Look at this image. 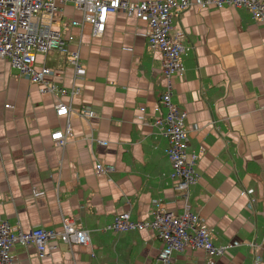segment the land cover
Listing matches in <instances>:
<instances>
[{"label":"crops","instance_id":"0c3cea01","mask_svg":"<svg viewBox=\"0 0 264 264\" xmlns=\"http://www.w3.org/2000/svg\"><path fill=\"white\" fill-rule=\"evenodd\" d=\"M57 6L52 28L78 53L85 74L72 81L66 57L36 54L34 68L53 71L48 83L80 87L71 97L39 93L0 58V219L22 231L57 229L69 219L88 242H49L41 258L32 245L15 243L11 264H152L161 247L153 231L103 227L121 212L149 220L153 200L161 211H182L167 177V141L152 125L165 112L154 110L164 88L161 53L146 42L144 18L109 12L95 34L70 3ZM178 32L190 49L180 56L171 99L186 114V150L197 155L189 209L214 245L239 244L221 256L186 246L171 264H264V24L242 8L190 5L171 13L170 34ZM57 103L69 108L66 115L55 113ZM82 105L94 116H80ZM66 121L69 133L58 146L50 134ZM96 164L111 169L96 172Z\"/></svg>","mask_w":264,"mask_h":264},{"label":"built area","instance_id":"2783aa9c","mask_svg":"<svg viewBox=\"0 0 264 264\" xmlns=\"http://www.w3.org/2000/svg\"><path fill=\"white\" fill-rule=\"evenodd\" d=\"M70 3L81 12V21L89 23L95 34L104 28L106 15L109 12L121 11L128 17L144 18L148 32L146 42L150 47L157 48L161 53L160 71L164 79V88L158 97V106L164 108L163 115H156L152 125L156 134L165 137L167 147L164 149L169 161L170 170L167 174L172 182V189L177 191L182 200L181 213L174 215L159 209V201L153 200L152 217L147 221L131 220L128 212L118 213L104 225L103 230L114 232L149 229L154 232L161 247L152 264H171L173 252H179L189 246L204 251L209 256H221L229 248L237 246L236 241L214 245L208 234L207 227L199 215L190 211L188 198L190 185L198 178L195 170L197 155L187 152V132L185 130V111L172 102V80L181 75L180 56L190 49V45L181 43L184 34H170L171 13L181 12L190 5L200 8H242L249 13L252 21L264 24V0H0V58H6L10 67L26 76L37 86L39 93L67 94L70 97L80 92L76 84L65 89L48 83L46 77L53 73L49 67L34 68L36 54H46L51 50L66 57L73 67L72 81L83 79L85 71L79 62L76 51H68L66 41L58 31L52 28L53 17L58 10L57 4ZM71 25L79 22L71 21ZM69 38V37H68ZM70 40V38H69ZM6 107L8 105H5ZM68 107L57 103L55 113L66 115ZM79 115L85 118L94 116V112L86 105L80 106ZM69 122L66 121L62 130L50 134L56 145L62 146L69 133ZM102 144V141H97ZM110 166L95 165V171L110 170ZM59 241L85 245L88 242L87 232L74 226L69 219H63L57 229L33 227L22 231L16 225H10L0 219V264H11L10 250L12 245H32L36 256L45 255L49 242ZM251 247L253 244H249ZM258 261V257L254 258Z\"/></svg>","mask_w":264,"mask_h":264}]
</instances>
